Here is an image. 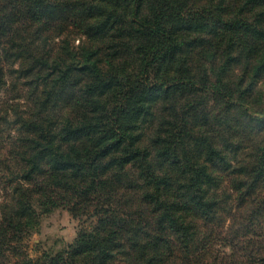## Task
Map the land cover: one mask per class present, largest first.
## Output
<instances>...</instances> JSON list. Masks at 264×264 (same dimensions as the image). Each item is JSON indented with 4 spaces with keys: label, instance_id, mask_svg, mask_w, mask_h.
<instances>
[{
    "label": "trees",
    "instance_id": "trees-1",
    "mask_svg": "<svg viewBox=\"0 0 264 264\" xmlns=\"http://www.w3.org/2000/svg\"><path fill=\"white\" fill-rule=\"evenodd\" d=\"M74 35L83 37L79 65L55 67L44 42ZM63 39L69 44L68 37ZM209 47L215 58L227 61L226 71L238 56L245 55L251 64L264 59V0H0V92L6 65L15 60L32 89L24 109L14 104L2 108L4 118H15L16 134L1 139L7 186L2 188L0 241L25 231L31 214H39L34 207L39 203L45 212L64 205L73 215L99 214L101 219L94 230H82L42 264H79L86 254L98 257L97 264H192L202 256L207 246L191 225L213 215L214 204H200L202 196L190 195L184 186L183 193L172 194V183L181 176L176 180L166 170L167 180L160 184L152 169L144 173L142 181L158 189L165 210L163 215L150 212L144 224L104 206L113 192L106 196L101 191L108 186L136 191L140 186L132 175L133 182L121 184L139 159V146L145 145L141 132H130L134 121L153 114L148 100L164 86L165 99L174 91L205 88L208 71L200 85L196 72L204 62H196V56ZM220 95L231 103L230 93ZM154 140L160 143L161 137ZM127 143L134 152L122 157ZM169 149L170 143L164 151ZM179 155L164 154L161 161L185 176ZM200 169L197 177L205 173V167ZM30 262L25 258L22 264Z\"/></svg>",
    "mask_w": 264,
    "mask_h": 264
},
{
    "label": "rangeland",
    "instance_id": "rangeland-1",
    "mask_svg": "<svg viewBox=\"0 0 264 264\" xmlns=\"http://www.w3.org/2000/svg\"><path fill=\"white\" fill-rule=\"evenodd\" d=\"M65 37H68L69 44L67 39H63ZM55 38L41 43L44 42L43 49L56 60L54 66L63 70L68 66H78V46L82 44L83 37L60 36V41H55ZM208 49L196 56V62L202 60L205 64L201 63L196 72L200 85L203 84V73L208 71L209 82L205 88L194 91L189 87L190 91L188 88L174 91L165 99L163 95L167 86H164L163 91L148 100L153 114L144 122L135 119L130 132H141L145 145L139 146V159L131 164L129 174L121 184L133 182L134 176L137 177L134 182H140V186L136 191L126 192L108 186L101 192L106 196L113 192V195L103 200L104 206L118 212L121 218H129L139 224L149 220L150 212L157 211V215H163L165 210L159 206L158 189L146 187L142 180L145 179L144 173L152 169L157 183H162L167 180L164 172L169 170L172 178L177 180L178 175L182 178L172 183V194L183 193L184 186L190 195L202 196L197 199L200 204H214L213 215L202 216L200 221L191 225H195L194 229L203 236L201 244L207 246L202 256L197 255L192 264H264V161H260L264 157V59L251 64L245 55L238 56L226 71L223 68L227 64L224 57L215 58L214 47ZM240 50L238 47L237 52ZM227 54L224 47L222 55ZM19 62L15 60L6 65L5 84L0 92V148L2 138L16 134L15 118H4L3 109L13 104L15 108L24 109L29 102L25 103V100L30 98L32 91L29 79L18 72ZM223 91L231 94L230 104L221 98ZM159 137L161 141L157 143L154 138ZM169 143L171 149L164 151ZM122 148V157L134 152L130 143ZM168 153L180 154L181 161L186 164L185 176L178 168L177 172L161 161ZM201 166L205 167V173L197 177ZM3 176L0 165V204L5 197L2 188L7 186ZM179 184H183L181 189H178ZM149 192L152 193L148 195ZM34 207L39 214H31L33 220L29 227L18 232L16 237L9 234L11 241H0V264H22L25 258H29L31 264H42L64 251L82 230H94L101 220L99 214L73 215L64 205L48 212L39 203ZM4 212L0 208L1 221ZM192 249L193 252L196 250L193 243ZM97 260L99 258L95 255L86 254L79 264H97ZM115 264L126 263L116 260Z\"/></svg>",
    "mask_w": 264,
    "mask_h": 264
}]
</instances>
